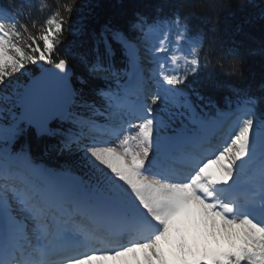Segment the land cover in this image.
Masks as SVG:
<instances>
[{"label": "snow or ice", "instance_id": "1", "mask_svg": "<svg viewBox=\"0 0 264 264\" xmlns=\"http://www.w3.org/2000/svg\"><path fill=\"white\" fill-rule=\"evenodd\" d=\"M74 7L58 4L43 23L30 9L0 11V264H264V97L229 86L237 101L221 110L201 91L221 82L196 79L211 64L203 33L178 13H137L126 30L105 26L91 61L80 56L106 82L101 112L57 54L65 32L80 31ZM229 56L239 73L237 49L217 62ZM17 73L26 82L13 83ZM29 129L79 153V171L37 163L26 144L14 151Z\"/></svg>", "mask_w": 264, "mask_h": 264}, {"label": "trees", "instance_id": "2", "mask_svg": "<svg viewBox=\"0 0 264 264\" xmlns=\"http://www.w3.org/2000/svg\"><path fill=\"white\" fill-rule=\"evenodd\" d=\"M71 2H74L75 7L70 16V23L74 29L80 31L65 32L64 42L57 48V54L65 58L71 66L72 83L80 92L82 100L94 104L101 112L104 111V101L96 95V90L105 87L106 82L91 76L80 56L84 55L91 61L94 58L96 39L105 26L126 30L137 13L149 19L157 15L170 17L173 13H178L182 19L188 18L190 33H203L204 51L210 54L211 64L208 67L202 65L196 79L211 74L215 80L221 82L219 87L201 89L205 97L210 98L218 108L236 104L237 96L231 88L246 89L253 96L264 97V90L261 89V85H264V53L261 51L264 49V0H0L13 14L16 10H21L24 16H27L30 9L31 18L38 23H43L58 4ZM21 4L25 5L23 9ZM32 19L22 18L21 23L28 24L32 30ZM113 48L115 55L112 57V63L120 70L124 67V57L118 45H113ZM230 48L237 49L236 58L242 65L240 72L236 74L227 71L232 57L221 60L223 67L217 62L218 57ZM53 58L55 60L56 55ZM47 65L49 64H42L43 67ZM39 70V66L29 65L27 72L35 74ZM80 79L85 83L81 84ZM16 80L26 82L27 74L17 73L13 83ZM192 80L190 77L189 83ZM8 91H11V87ZM75 110L98 123L105 122L106 113L93 114V111L87 108ZM257 112L264 113V99L257 106ZM58 126L59 121H53L51 124V128ZM56 143L57 138L37 137L33 129H29L25 135L17 138L13 150H19L21 145L26 144L36 162L54 169L69 165L74 171H79L76 166L79 153L60 154L51 147Z\"/></svg>", "mask_w": 264, "mask_h": 264}, {"label": "water", "instance_id": "3", "mask_svg": "<svg viewBox=\"0 0 264 264\" xmlns=\"http://www.w3.org/2000/svg\"><path fill=\"white\" fill-rule=\"evenodd\" d=\"M52 67H53V65L51 64V65L46 66L45 68H52ZM69 71L71 73V78H72L73 71H72V68L70 67V65H69ZM39 72H40V70L38 72H36L35 74H39ZM71 84H72V87L74 88L72 81H71ZM50 125H51V123H50ZM34 132H35V130H34Z\"/></svg>", "mask_w": 264, "mask_h": 264}, {"label": "rangeland", "instance_id": "4", "mask_svg": "<svg viewBox=\"0 0 264 264\" xmlns=\"http://www.w3.org/2000/svg\"><path fill=\"white\" fill-rule=\"evenodd\" d=\"M113 143H116V141L114 140Z\"/></svg>", "mask_w": 264, "mask_h": 264}]
</instances>
